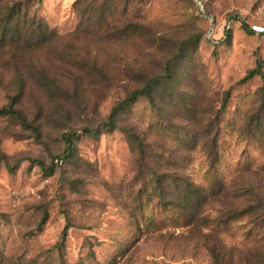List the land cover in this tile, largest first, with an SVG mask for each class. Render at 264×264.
I'll use <instances>...</instances> for the list:
<instances>
[{"label":"rangeland","instance_id":"obj_1","mask_svg":"<svg viewBox=\"0 0 264 264\" xmlns=\"http://www.w3.org/2000/svg\"><path fill=\"white\" fill-rule=\"evenodd\" d=\"M243 24L264 31V0H0V107L17 97L37 128L0 117V264H264V81L239 83L264 73V33ZM174 58L152 99L66 158V134L101 127ZM154 172L207 202L189 219Z\"/></svg>","mask_w":264,"mask_h":264},{"label":"trees","instance_id":"obj_2","mask_svg":"<svg viewBox=\"0 0 264 264\" xmlns=\"http://www.w3.org/2000/svg\"><path fill=\"white\" fill-rule=\"evenodd\" d=\"M10 23V21H9ZM243 28L249 33V34H262L263 32L258 33L256 30L253 28L249 27L247 24H243ZM37 30L39 33L40 39L47 40V29L42 26V24H37ZM231 30L230 27L224 30V37L230 36ZM224 38V39H225ZM182 49L179 51L178 57L181 55ZM177 57V58H178ZM176 61V58H174L173 61L169 63V65L166 68L165 74L163 77H156L152 78L148 81L146 86L143 89L140 90H135L132 92L126 99L121 101L112 111L110 114L108 121L102 124L101 127L97 129H89L86 128L83 130L82 133H68L64 136V140L66 143V148H65V156L66 158H72L75 153H76V144L75 140L81 138V136H97L101 135L103 131H113L117 127V122L120 114L131 104L135 103L140 97L146 96L150 99H152V93L154 89L157 87L159 82L163 78H169L171 76V66L172 63ZM259 76L263 79L264 81V73L262 71V66L260 62L257 63L256 68L250 70L248 74L239 82V83H246L249 80L253 79L254 77ZM264 88V86H263ZM17 100V97L14 98L13 102ZM11 102L9 105L6 107H0V117L2 116H12L16 119L19 120L20 124L24 127H29L37 131V128L34 127L31 123H29L24 116V114L19 111L18 109L15 108L14 103ZM130 141H131V147L132 150L136 153H138L141 158H145L146 155L148 154L145 145L141 142L140 138L135 135L132 132H128ZM28 161L32 165H37L40 166L44 171L49 172L50 174L54 173L55 171V166H47L43 161L38 160V159H28ZM14 166H8V169L12 172ZM153 176L155 180H153V185H156L158 188H156L154 191L156 195L160 198H164L163 192L165 190H170L171 188H175L176 191L179 193L177 197H175L173 200H167L169 206H174L175 208H181L189 212L191 216H189V219H191L192 214H194L195 210L200 209L206 202H207V197L205 195V192L202 188H200L197 185H194L191 183L189 180L184 179V178H171L168 180V178H165L164 175H160L156 172L153 173ZM257 208L255 206H251L248 208V210L242 211V212H236L230 216L229 220L239 218L241 216L245 215H251L252 213H256ZM46 217L43 219V222L45 221ZM68 231V226L65 227L63 230V235L65 236ZM212 252V257L215 261V264H220L219 260V255L216 254L215 250H211Z\"/></svg>","mask_w":264,"mask_h":264}]
</instances>
